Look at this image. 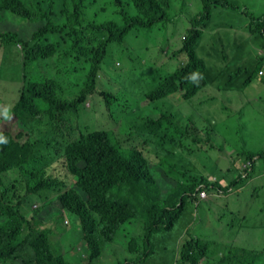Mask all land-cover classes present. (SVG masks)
I'll return each mask as SVG.
<instances>
[{"label": "trees", "instance_id": "16d2710c", "mask_svg": "<svg viewBox=\"0 0 264 264\" xmlns=\"http://www.w3.org/2000/svg\"><path fill=\"white\" fill-rule=\"evenodd\" d=\"M60 1L0 0V18L7 20L14 15L30 23L43 22L32 33L0 30V46L6 49L3 58L14 55L22 84L12 108H0L1 115L14 113L19 129L15 135H3L8 144L0 145V264H80L68 257L71 251L65 248L69 234L63 230L69 224L68 215L75 217L80 241L87 246L83 264L104 261L107 246L121 248L116 241L119 237L126 240L132 256L112 264H148L153 254L150 236L175 232L188 203L193 221L185 232H178L181 241L176 238L175 242L176 247L180 244L178 254L184 264H264V244L257 246L249 233L258 227H250L245 221L261 218L259 227L264 230V194L254 212L232 213L211 230L196 228L206 221L212 203L216 204L213 199L244 190L259 163L264 164V150L260 154L240 150L245 160L241 169L229 162L219 167L231 175L226 185L221 184V176L211 180L214 173L161 169L166 164V154L182 155L181 147L186 148L183 141L169 137L174 122L182 117L169 98L174 94L184 100L196 97L207 83L214 82L222 68L208 66L197 48L213 9L218 5L226 8L228 1L203 0L202 12L190 19L181 45L172 46L170 52L163 47L152 52L147 44L143 50L153 63L143 69L137 59L130 58L131 63L126 64L128 73L119 79L114 91L104 89L107 75L103 64L133 33L151 34L168 23L172 0ZM248 31L254 39L261 38L262 52L247 69L242 85L253 83L264 64V14L249 22ZM68 54L88 65L79 90L71 97L64 93L65 76L59 70L50 73L55 67L51 60ZM178 54L187 56L185 62L175 70H166ZM134 84H141V88ZM134 93L141 97L138 104L162 107L157 119L144 123L150 131L144 142L132 132L119 139V119L124 116V111L118 110L120 98L134 97ZM94 94L101 99L95 101L91 97ZM93 101L102 103L107 119L111 118L107 127L115 132L108 128L88 130L79 125L81 109ZM112 115L118 120L114 121ZM154 140L156 143L149 145ZM193 142L199 141L194 138ZM141 145L143 149H138ZM60 161L73 181L51 172ZM158 171L173 181V187L166 192L160 190ZM172 172L181 177L168 176ZM202 190L212 198H200ZM191 230L196 237H186ZM138 231L143 236L136 235ZM54 234L64 236L60 240ZM247 239L249 242L244 243ZM139 242L144 250L138 251Z\"/></svg>", "mask_w": 264, "mask_h": 264}, {"label": "rangeland", "instance_id": "374dc122", "mask_svg": "<svg viewBox=\"0 0 264 264\" xmlns=\"http://www.w3.org/2000/svg\"><path fill=\"white\" fill-rule=\"evenodd\" d=\"M227 1L229 5L226 8L218 5L213 9L208 28L204 30L203 38L197 48L199 56L204 58L208 66L215 70L222 68L214 76V82L207 83L206 88L200 90L196 97L184 100L180 94H174L169 98L174 110L180 111L182 116L178 122H174V131L169 134V137L177 141H183L186 148L181 147V152H184L182 155L166 154V164L161 167L164 172L177 169L180 172L189 174H197V170H200V174L205 175L214 173L211 180H214L216 176H221L222 185H226L231 177V175L221 171L222 166L229 162L235 168L241 169L245 165L244 155L239 153L240 150L258 154L264 150V76H258L262 81L255 80L251 85H242L247 69L252 67L257 59V54H260L258 49H261V38L248 40L246 38H251L252 35L242 32L247 30L249 22L251 23L253 19L264 14V0ZM60 2L58 0V3ZM203 7V0H172L171 20L168 23L158 26L151 34L133 33L124 45L120 46L117 53L111 59L109 58L108 63L103 64L102 69L107 75V79L103 82L104 89L112 91L116 89L119 85V79L124 78L128 73L126 64L131 63L130 58L137 59L143 69L148 68L153 63L152 58L146 56L143 50L147 44H150L148 46L152 49V52L161 47L170 52L172 46H180L182 43L181 36L187 33L190 27V19L198 16ZM42 23H30L20 17L11 15L7 20L0 18V30L7 28L32 33ZM3 50L6 52V49L3 48ZM243 54H245L244 58ZM253 55H255V58H253ZM186 58L185 54L174 56L172 62L166 65V70H175L176 67L185 62ZM1 60L2 49L0 46V64ZM116 63L119 65H116ZM224 64H229V66L226 67ZM52 65L55 67L50 73L54 74L59 70L60 75L65 76V79H63L65 95L70 97L76 95L88 65L84 61L73 59L69 54L66 58H53ZM261 68L264 71V64L261 65ZM41 72L44 73L43 70ZM19 81L20 69L15 64L14 55L12 54L0 71V108H3L7 103L12 107L14 101H11V103L9 101L16 100L17 97L19 99L20 95L17 96ZM74 82L77 84H74ZM230 86L233 88L231 89ZM240 86L241 90H238ZM133 87L141 88V84H134ZM132 95L134 97L120 98L121 106H118V110L120 112L124 111V116L119 119L122 121V126L118 130L121 135L119 139L123 140L128 136L126 135L127 132H132L144 142L150 136V131L144 127V123L157 119L161 114L162 107L154 103L144 102L138 104L137 101L141 97L137 93ZM91 97L95 101L101 99L97 94ZM10 113L11 115H8L10 118L7 119L5 115L0 116V130H8L15 135L19 132L18 124L13 115L14 113ZM105 113L107 112H105L102 103L99 104L93 101L91 106H85L81 109L77 122L81 127L88 130L108 128L114 131L111 126L107 127L108 120L111 121V118L107 119ZM113 119L117 121L118 117L113 116ZM194 138L199 142H193ZM156 141L154 140L149 145L155 144ZM169 148L171 150V145H169ZM138 149H143V146L141 145ZM126 154L128 156L130 153L126 152ZM180 164L185 165L186 168ZM256 170L257 172L247 180L244 190H233V192L225 194V197L213 199L216 204L212 203V206L208 208L206 221L197 224L196 228L203 227L204 230H211L218 224L219 220L228 218L232 213L254 212L261 204L260 196L264 194V183H262L264 180V164L259 163ZM51 172L61 178L73 181V178L64 168L62 161L54 165ZM158 172L160 190L165 189L163 191L166 192L173 187V181L167 176L165 177V174L161 171ZM168 176L181 177L174 172ZM155 177L157 178V174ZM206 197L212 198V195H209L208 192ZM246 199H249V202H246ZM34 206L33 204L32 207ZM193 215H195V212ZM192 221V206L188 203L175 232L172 231L171 234L159 232L152 234L150 240L153 254L149 257L148 264H184L178 254L180 244L176 247L175 242L176 238H178V241L181 238L178 232L182 229L185 232L186 228L189 227L187 224ZM245 221L250 227H258V229L251 230L249 233L253 236V243L257 246H263L264 230L259 227L262 225L261 218L257 221ZM35 222L37 223L36 220ZM66 222L69 224L64 227L63 231H67L69 234L65 247L71 251L67 253L68 257H72L74 263L83 264L87 246L83 241H80L77 221L74 216L68 215ZM41 225L44 226V224ZM55 228L58 229L56 226ZM141 231H138L136 235L143 236ZM52 236L61 240L64 235L54 234ZM190 236L196 237L192 230L186 237L189 238ZM116 241L121 248L116 249L107 246V251L102 257L104 261H100L98 264H112L124 257L132 256L128 252L124 238L119 237ZM243 242L247 243L249 241L247 239ZM62 246L64 247V244ZM141 250H144V248L139 242L138 251Z\"/></svg>", "mask_w": 264, "mask_h": 264}, {"label": "clouds", "instance_id": "9594fccd", "mask_svg": "<svg viewBox=\"0 0 264 264\" xmlns=\"http://www.w3.org/2000/svg\"><path fill=\"white\" fill-rule=\"evenodd\" d=\"M1 49H2V60H1V64H0V71L2 70V68L4 67V64H5V62L7 61V59H8V57H5V58H3V55H4V50H3V48L1 47ZM58 57H60V58H63V57H61L60 55L58 56ZM52 61H53V59L51 60V65H52ZM40 62H41V66H42V68H44V66H43V62L40 60ZM53 66V65H52ZM54 67V66H53ZM264 72H263V70H260V72H259V75H262ZM194 78V77H193ZM21 86H22V84H21V81H19V90H18V94H17V96H19V94H20V89H21ZM18 98V97H17ZM17 98H16V100H17ZM16 100L15 99H13V100H10L9 102L11 103V101H14L13 103H12V106L16 103ZM9 103H7L3 108H2V110L1 111H5V109L6 108H8V107H10L9 105H8ZM10 108H12V107H10ZM2 115H5V118L7 119V118H10V117H8V115H7V113H5V114H2ZM1 114H0V116H2ZM9 115H11V114H9ZM14 115V114H13ZM14 117H15V115H14ZM10 121H12V120H10ZM9 121V122H10ZM8 123V122H7ZM10 131H8V130H0V145H7L8 144V140L3 136V135H5V134H9L10 135Z\"/></svg>", "mask_w": 264, "mask_h": 264}, {"label": "crops", "instance_id": "0c3cea01", "mask_svg": "<svg viewBox=\"0 0 264 264\" xmlns=\"http://www.w3.org/2000/svg\"><path fill=\"white\" fill-rule=\"evenodd\" d=\"M242 33H247V34H250V32L248 31V26H247V30H245V31H243ZM252 36H254V35H252ZM246 39H248V40H251V39H253V37H249V38H246ZM258 52H262V49H258ZM245 57V54H243V58ZM253 58H255V55H253ZM261 70H262V68H261ZM264 72V71H263ZM259 77H263L264 76V73L262 74V75H258ZM258 76L253 80V83L255 82V80H261L260 78H258ZM262 81V80H261ZM243 83V82H242ZM253 83H251V84H253ZM250 84V85H251Z\"/></svg>", "mask_w": 264, "mask_h": 264}, {"label": "built area", "instance_id": "2783aa9c", "mask_svg": "<svg viewBox=\"0 0 264 264\" xmlns=\"http://www.w3.org/2000/svg\"><path fill=\"white\" fill-rule=\"evenodd\" d=\"M214 179H215V177H214ZM206 195H207V192H205V190H202V191L199 193L200 198H205Z\"/></svg>", "mask_w": 264, "mask_h": 264}]
</instances>
